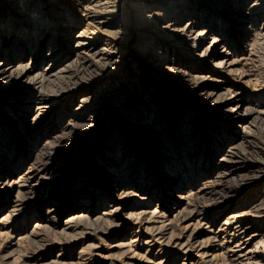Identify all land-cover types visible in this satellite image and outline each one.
Masks as SVG:
<instances>
[{
  "label": "bare ground",
  "instance_id": "1",
  "mask_svg": "<svg viewBox=\"0 0 264 264\" xmlns=\"http://www.w3.org/2000/svg\"><path fill=\"white\" fill-rule=\"evenodd\" d=\"M42 1L27 0L23 8L17 9L18 13L10 11L8 14L1 6L5 3L0 4V127L5 125L1 117L8 112L17 117L14 118L17 122L24 120V128H30L26 125V116L28 112L39 110V114L28 120L34 127L37 120L40 121L37 118L39 115L42 118L48 117L53 110V103L60 104L57 101H62L60 94L71 98L70 105L74 106L69 112V121L59 135H49L57 141L46 142V147L34 159L32 169L45 176L57 158L67 152L80 150L101 125L103 128L106 120L104 98H113L108 135L89 158L96 159L102 155V159L98 160V166L104 168L100 179L94 182V175L83 179L81 184H77L78 191L72 200L53 201L46 210L48 216H51L57 211H64L63 207L66 211L77 209L89 192V202L93 201V204L66 218L63 230L71 231L77 227V222H85L87 227L90 225L92 228L94 222L99 223L105 220L104 217L111 218L112 213L118 209L98 216L97 210L91 209L94 201H100L104 207L107 201L104 197L107 196L112 199L107 203V208H111L112 203L131 199L132 192L125 191L129 185L135 193L146 192L150 195L153 189L150 176L157 178L156 170L160 171L162 166H166L165 171L169 172L164 179L167 185L163 196L170 198V188L182 191L188 186V181L193 179L192 171L198 162L196 159L201 160L199 164H202V159L208 162L207 172L198 174V169L197 179H193L196 182L195 198L192 199L188 194L171 197L177 207L165 208V214L162 212L159 215L166 218L168 214L176 219L181 213V207L190 205L192 210L181 218L183 222L192 220L195 213L202 211L204 215L210 213L212 208L215 210L220 207L207 205V200H214L218 196L229 199L236 190L253 186L264 176V161L258 158L264 149L250 140L254 136L247 134L242 126L248 121L256 122L264 130V54L257 49V44L264 41V0H213L214 3L212 0H53L60 3L48 0L43 1L48 8L42 6L40 11L37 6ZM71 11L79 12L80 19L69 18L68 15L58 17L59 12ZM83 22L94 28L93 34H90L92 36L85 39L84 31L79 32L81 28L78 29ZM114 27L117 29L110 30ZM71 31L77 32L72 35ZM95 35H99L97 39L93 38ZM102 35L106 38H102ZM137 36L142 40L132 48L134 53L148 59L147 64H153L151 70H159L157 79L165 80L168 87L175 88L187 98L188 103H183L182 109H171L166 100L156 95L158 90L154 94L146 91L153 79H147L140 73L137 77L128 76L125 80V76L130 75L127 64L133 63L121 57L120 53ZM205 42L208 45L200 51L199 48ZM66 43L70 44L69 51L64 49ZM44 48H47V53L41 58ZM156 48L162 53L155 52ZM117 52L120 55L114 56ZM168 54H174L173 58L170 59ZM156 55L160 57L157 58V64H154L152 58ZM188 56L191 64L186 62ZM26 59L29 61L24 64ZM40 60L42 64L50 62L40 69ZM134 65L138 66L136 63ZM205 72L221 79L213 80L219 82L220 86L205 89L198 94L204 82V77L200 75ZM126 86L130 89L127 95L129 99L127 96L120 99L116 94ZM95 87L98 90H94ZM79 94L83 95L74 102ZM210 102L212 109L207 107ZM43 104L45 106L40 107ZM227 104L232 106L223 109L220 121L203 118L195 111H216ZM65 112L66 109L62 114L66 115ZM78 130L85 131V134L80 136ZM139 140L147 144L149 141L147 151L152 154L155 162L148 164L152 171L147 177L144 176L147 173L141 174L138 181L133 178L134 183H130L127 175L122 177L123 171L129 169L141 173L145 166L142 162L144 152L138 146L136 149L133 146L134 141ZM68 143L71 144L70 149L64 150ZM245 144L251 146V154L256 157L253 163H247L245 159L246 154L250 153L246 151ZM121 153H126L125 158L116 161L114 155ZM219 154L222 155L217 158ZM131 158V162H128ZM220 169L222 171L217 173ZM242 170L247 172L240 174ZM180 172L182 177L175 180L174 176ZM232 175L238 176L241 183L237 181L229 185L226 179ZM208 177L213 178L212 183ZM45 182L46 179L30 186L22 185L26 188L18 190L11 202L14 211L18 207L17 203H22L28 196L40 195L41 190L38 189ZM205 182L207 186L203 184ZM89 186L92 188L86 192ZM137 200L143 202L146 199ZM256 224L252 223L253 227L245 230L239 226L234 229V237L244 236L231 250L236 264H242L245 256L252 253L242 255L246 246L264 237V232ZM224 225L217 232L212 229L214 225L206 227L205 231L214 235L210 240L198 241L192 232L184 242L174 240V247L187 254L192 247L189 242H194V248L199 252L204 251L208 248V241L215 242L216 234L227 233L228 227L224 228ZM254 253L257 254V251ZM251 257L249 259H253Z\"/></svg>",
  "mask_w": 264,
  "mask_h": 264
},
{
  "label": "rangeland",
  "instance_id": "2",
  "mask_svg": "<svg viewBox=\"0 0 264 264\" xmlns=\"http://www.w3.org/2000/svg\"><path fill=\"white\" fill-rule=\"evenodd\" d=\"M26 1L27 0H2L0 4L5 3L1 6L2 9H4V12L6 10L7 14L10 11L18 13L19 10L17 9L23 8ZM43 1L47 2L48 0ZM43 1L37 6L40 11H42V6H44L45 9L48 8ZM49 1L51 3L56 2L53 0ZM60 2L61 1H57L56 3ZM14 8L16 10H14ZM58 14V17L60 15H68L69 18L80 19V14L77 11H71L70 13L59 12ZM70 24H73V22ZM78 29H80L79 32L84 31L85 39L88 38V36H92L90 34H93L92 30L94 28L93 26H89L87 22H83L79 25ZM116 29L117 28L114 27L110 30L113 31ZM196 30L197 28L194 29V32ZM76 32L77 31H71L72 35H75ZM98 36L99 35H95L93 38L97 39ZM102 38H106V36L102 35ZM139 38V36L135 37L129 45L123 48L120 45H116L117 48L123 49L120 53L122 54L121 57H124L125 60L133 63L132 65L129 63L127 64V67H129L128 74L130 75L125 76V80L128 79V76L137 77L136 75L140 73L147 79H153V82H151L146 91L154 94L155 91L158 90L156 95L162 97L163 100H166L171 109H182L183 103H188L187 98L178 93L175 88L172 89L168 87L165 80L160 81L157 79L159 70H151L150 67L151 65L153 66V64L151 62L150 65L147 64L148 59L134 53L132 48L141 43L142 39ZM260 42L261 44H257V49L258 51L260 49L259 52H263L264 54V41ZM67 43L64 44L65 51H69L70 49V44ZM206 43L207 42L201 46L202 48H199L201 49L200 51L208 45ZM100 46H103V44H100ZM155 52L162 53V51L157 48L155 49ZM46 53L47 48H44L41 53V58H43ZM119 55L117 52L114 56ZM168 55L170 56V59H172L174 54ZM158 57L160 56L156 55L152 58L154 64H157ZM189 59L191 58L188 56L186 62L191 64L190 61H188ZM28 61L29 59H26L24 64ZM71 61L72 60L68 62ZM49 62L46 61L45 64ZM135 63L138 66L134 65ZM45 64H42V61L40 60L38 68H44L46 66ZM165 65L167 66V64ZM99 72L100 70L96 71V73ZM200 76L204 77V82L201 85L198 94L205 89L218 85L220 86L219 82H213L214 79L216 80L219 78L209 72L202 73ZM97 88L98 87H95L94 90H98ZM129 91L130 89L126 86L123 90H119L116 95L120 99H123L130 94ZM0 94H2L1 91ZM35 95L36 94L33 96L35 97ZM82 95L83 94L77 95L74 102H77ZM60 96L62 101L57 100L60 101V104L53 103V110H51V114L48 117L45 116L42 118L41 115H39L37 118H40V121L37 120L34 127H32L33 123L30 124L31 122L28 120L32 116L39 114V110L28 112L25 121L26 125L30 128H24V124L22 123L24 120L22 119L17 122L14 119L17 118L14 114L5 112L1 117V122L4 121L5 125L0 127V264H236V262L233 261V253L231 250L234 248L235 244H238L242 240L241 237L244 238V236L240 235L238 238L234 237V229L239 226L241 230L242 228L245 230L249 227H253L251 225L252 223H257L259 224L258 229L264 232V176L258 179L253 186L242 187L236 190L234 196H231L229 199L225 200L223 198H218V196L216 197L218 199L207 200V205H217L220 207H216L215 210L212 208L210 213L204 215L202 214V211L195 213L194 220L181 221V218H184L189 211L192 210L190 205L187 207H181V213L176 216V219L173 218L172 215L168 216L167 213L166 218H161L159 216L162 212L165 214V208L171 209L177 207L175 201H173V198L171 197L175 198L176 196L177 198L180 194H188L192 199L195 198L194 194L196 190H194V184L196 182L194 181L197 179L199 173L205 174L207 172L206 163L208 162H206L205 159H202V164H199V161L201 160L196 159L198 162L194 167L195 170L192 171L194 181L193 179L191 181L189 180L188 186L185 189L180 191L178 188H170L169 192L172 200L163 196L164 191L166 190L165 185H167V182L164 179L169 172L165 171L166 166L161 167L160 165L162 173H160L161 170H156L157 178L154 177V175L150 176L152 177L151 186L153 187L150 195L146 194V192L140 194L137 192L135 193V191H133L134 189L131 188L132 186L129 185V188L125 187L127 189L125 191H130L129 193L132 192L130 195L131 199L112 203L111 206L113 207L111 208H107V203L112 201V199L104 195L106 196L104 198L107 200L104 207L101 205L100 201H94V206L91 207V209L95 208L98 216L100 213L102 214L109 212L110 210L114 211L115 209H118L112 213L111 218L104 217L105 220H101L102 222H94L92 228L90 225L87 227L85 222H77V227L73 228L71 231L63 230V221L66 218L79 211H84L86 206L93 204V201L89 202L90 198L88 197V191H90L92 186L87 188L88 190H86V192L88 193H86V198L82 201L79 208H70L66 211V208L63 207L64 211H57L51 216H48L46 210L53 201L55 202L56 200H59L60 202H63L64 200H72L78 191L77 184H81L83 179L90 178L92 175H94V182L97 179H100L99 176L104 172V168L98 166V160L102 159V155L96 159L89 158L93 156L95 148H100V145L103 143L102 141L105 140L108 135V129L111 126L110 121L112 120V109H110V107L113 105V98H111L112 96H106L104 98V114L106 120L103 128L101 125L99 130H97L91 138L87 137L86 139L89 138V141H87V143L84 142L86 145L84 147L82 146L80 150L67 152L65 155H62L57 159L54 158V160L56 159L55 163L51 165L49 171L46 172L44 176L43 174L35 173L32 169L34 159L39 155L41 150L46 147V142L55 143L57 141V139H51L49 135H59L61 133L60 131L62 130V127L65 126L70 119L69 112L72 111L74 106L73 104L70 105V97L67 95L63 96L62 94H60ZM128 99L129 97L127 96V100ZM47 103L49 102H46V104ZM210 105H212L211 102L207 104L208 109L213 108L210 107ZM43 106H45V104L40 105V107ZM230 106H232V104H227L225 107L219 108L216 111H208V109L204 111L201 110L202 112L197 109H195V111L203 118L209 117L220 121L223 117L221 112L223 109ZM65 109V113L67 114L63 115L62 113ZM132 109H134V106ZM49 125L52 127L49 128ZM242 126L247 134L249 133L254 136V138L250 140L255 143L257 147L264 149L263 126H261L262 128H259V125L256 122L249 121ZM34 129L37 130L33 132ZM77 133H79V135H84L85 131L80 132L78 130ZM70 142L71 140L69 143ZM69 143L64 146V150L70 149L71 144ZM133 146L134 149L138 146V148L144 152L145 156L142 158V162L145 163V166L142 168V170H144L141 173H137L138 171H130L129 169L123 171L124 174L122 177L127 175V179L130 183H134V180H132L133 178L138 181L141 174L144 175L147 173L144 175L147 177L148 173H151L152 171L148 164L151 161L155 162L152 154L147 151L149 150V141L148 144L141 142V140L134 141ZM246 151L250 152L246 154L245 157L247 163H253L256 157L251 154V146L248 144L246 145ZM221 155L222 154L217 155V158ZM114 156L116 157V161H118L119 159L125 158L124 156H126V153H121L119 155L116 154ZM258 158H261L264 161V153H259ZM131 160L132 158L129 159L128 162H131ZM198 169H200L199 172ZM82 170L83 172L80 173ZM221 171L222 170L220 169L217 173ZM246 172L247 170H242L240 174H245ZM181 177L182 173L180 172L174 176V179L179 180ZM208 178H210L208 181L212 183L213 178ZM41 179H46L43 186L38 189L41 190V194L38 196H28L22 203H17L18 207L15 208L16 211H14V204L11 202L14 201L16 192L26 188L22 185L30 186L31 184L43 181ZM226 180L229 185H234L237 181L241 183L239 177H235V175H232V177H229ZM73 184L75 186L71 190L70 187ZM203 184L206 185L208 183L205 182ZM200 185L204 186L202 184ZM139 198H145L146 200L142 202L137 200ZM199 201L202 200L199 199ZM168 209L166 210L168 211ZM51 217L54 219L51 220ZM223 224H226L224 225V228L228 227L227 233L216 234V238L214 239L215 242L208 241V248L204 251L199 252L194 248V242H189V244H192V247L187 254H183V251L181 252L174 247L177 239L184 242L187 239V236L192 232L196 235L198 241L210 240L214 235L209 232L207 233L205 231L206 227L214 225L212 229L214 232H217ZM81 226H83V228ZM155 232L165 234V236L162 237V235H158ZM260 240H262V244L260 243L261 245H258ZM255 251H257V254L254 253ZM249 252L252 253L246 255ZM242 255H246L243 262L240 261L242 264H264V237L257 238L251 242V244L246 246L242 251ZM250 255L253 256L251 257L253 259H249Z\"/></svg>",
  "mask_w": 264,
  "mask_h": 264
}]
</instances>
